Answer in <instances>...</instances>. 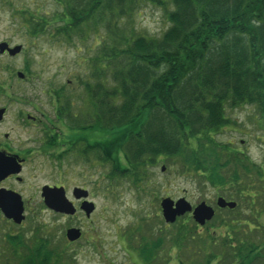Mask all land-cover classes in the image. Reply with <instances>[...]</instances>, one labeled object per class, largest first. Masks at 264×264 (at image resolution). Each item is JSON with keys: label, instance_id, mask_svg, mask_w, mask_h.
Wrapping results in <instances>:
<instances>
[{"label": "trees", "instance_id": "trees-1", "mask_svg": "<svg viewBox=\"0 0 264 264\" xmlns=\"http://www.w3.org/2000/svg\"><path fill=\"white\" fill-rule=\"evenodd\" d=\"M59 1L63 15L23 13L32 35L87 48L85 68L75 77L83 103H75L74 90L54 91L59 125L47 140L64 148L76 141L82 152L90 151L92 162H103L114 185L127 180L145 190L160 157L178 156L184 170L205 177L218 193L240 190L250 200L243 226L241 218L224 220L226 233L215 238L200 233L194 219L181 217L178 227L169 223L165 230L179 248L192 243L195 256L208 257L204 264H264V235L255 244L245 234L264 213V206L256 208L259 192L264 194V164L252 168L231 143L212 137L230 124L227 107L251 104L264 114V0ZM144 4L171 8V25L161 38L137 34L136 16ZM8 238L14 252L23 250L24 234ZM163 238L146 240L138 253L145 264L154 263ZM44 240L17 264H74L76 257H62L68 252L60 244ZM207 250L212 257L205 256Z\"/></svg>", "mask_w": 264, "mask_h": 264}, {"label": "rangeland", "instance_id": "rangeland-1", "mask_svg": "<svg viewBox=\"0 0 264 264\" xmlns=\"http://www.w3.org/2000/svg\"><path fill=\"white\" fill-rule=\"evenodd\" d=\"M59 2V0H0V40L6 39L12 45H23L24 49L21 56L11 60L12 73L15 70H22L27 78H30L29 81H23V110L39 117L41 115L34 108L35 106L47 112L50 117L55 115L51 95L54 98V91L61 87L76 91L73 100L76 103L77 99L78 104L83 103L80 98L83 95L81 85L75 77L85 68L87 48L76 49L72 43L53 38L48 34L32 35L25 27L24 12L38 16L46 15L48 19L55 14L63 15ZM170 9L169 6L144 4L138 11V17L136 16L137 34L147 38H161L171 25L168 14ZM79 50L82 51L78 52ZM226 116L230 124L214 132L212 137L221 144L231 143L228 147L233 151L242 152L241 160H249L252 168L262 167L264 114L259 112L255 105L240 104L234 108L227 107ZM27 129L24 138H28L29 146L37 150L38 141L32 143L30 140H38L41 136L39 127L30 126ZM231 149H229L230 153H232ZM35 157L31 164L35 168L34 176L30 179V170L26 173L28 181H33L34 186L27 187L28 197L35 193L36 188L45 184L65 182L70 189L74 185H85L90 192V200L96 205V211L91 216L90 222L81 212L77 217L69 218L46 208L27 211L23 226L7 224L4 219L0 222V264H17L21 260L19 257H24L30 251L46 244L44 239L52 245L60 244L68 252V256L62 257H71V259L76 257L74 264H145L138 253L145 246L146 240L155 244L158 238L162 237H164L163 241L158 247L159 255L152 256L155 259L153 264H181V262L204 264L208 257H204L203 253L200 254L201 256H195L188 247L192 243L179 248L176 241L171 242L172 239L165 228L167 225L172 227L173 224L165 222L161 211V200L166 197L174 200L185 197L193 206L206 201L215 208L216 215L206 225H196L200 233L205 235L210 232L215 238L226 233L224 220L232 222L241 218L240 226H243L244 219L249 216L250 200L238 189L234 190L235 195L231 194V189L226 193L219 192L227 200L237 202L238 209L230 213L228 210H220L216 204L218 199L216 187L200 174L184 170L181 158L178 156L160 157L162 162L151 168L153 173L149 188L145 190L130 185L127 180L114 185L116 183L108 180L109 169L106 172V167L104 169L102 166H97V163L86 166L87 171L82 174L83 167L73 157L63 158L61 162L57 159L51 161L49 157L39 153L35 154ZM163 166H166L165 171H162ZM262 169L264 170L263 167ZM253 178L258 177L253 175ZM260 193L256 199V208L263 210L264 194ZM253 221L256 225L251 224L250 230L245 234L257 244L262 241L264 235V213L259 217V221L257 219ZM179 223L175 222L174 225L178 227ZM70 227L80 228L83 231L82 238L74 244L66 239V230ZM254 227L259 229L255 230ZM20 234L25 235V248L14 252L8 236ZM199 240L203 243L201 238ZM222 243L223 240L219 238L218 246ZM208 250V255L205 256L212 257L211 251ZM213 250L218 253L217 249ZM214 262L215 260L210 264Z\"/></svg>", "mask_w": 264, "mask_h": 264}, {"label": "flooded vegetation", "instance_id": "flooded-vegetation-1", "mask_svg": "<svg viewBox=\"0 0 264 264\" xmlns=\"http://www.w3.org/2000/svg\"><path fill=\"white\" fill-rule=\"evenodd\" d=\"M17 47H19L20 50L13 53L12 50ZM23 50V45H12L11 42L6 39L0 40V192L5 193V197H10L15 200L19 199L22 204V209H24L25 219V213L27 211H32L37 208H46L69 218H75L78 216V213L81 212L85 215L86 219L89 220L88 222H90L91 216L96 211V205L94 204V212H92L90 216H87L82 205L84 202L93 201L90 200V192L85 185H74L70 189L65 182H55L54 184H45L42 187H38V189L36 188L35 193L32 196L28 197L26 195L27 190L34 187L32 185L33 181H28L29 179H27L26 173L30 170V179L34 176L35 168L34 166L32 167L31 164L35 160V154L37 153L49 157L51 161L57 159L61 162L64 159L73 157L74 159H77L83 167L82 174L87 171L85 167L91 166L93 163H97V166H102L104 169L105 165L103 162L98 163L97 160L92 162V154L90 151L84 149V152H82L83 147L77 145L76 141L70 142L68 146L64 148L58 145L57 140L51 142L50 140H47L49 135L54 136V132L57 131L56 128L59 125V122L57 121L58 116L56 115L55 95L54 98L51 95L53 101L52 106L55 108V117H50L47 112L41 111L38 106H35L34 108L39 111L41 115L40 117L34 116L23 110V81H29L30 78L28 79L26 75L23 77L22 70H15L12 73L11 68V60L21 56ZM61 124H64V126L67 127L64 122ZM30 126L36 128L39 127L38 130L41 132V136L38 140H30L32 143L38 141L39 145L37 150L36 148L29 146L28 138H24V135L27 134V128ZM83 144H85V142ZM69 146L70 149L68 148ZM67 150L69 152L66 155L65 151ZM28 186L29 188H27ZM45 186L64 187L67 199L76 208L74 215L56 212L54 209L47 206L45 203V197L43 196V188ZM83 191L88 193L87 197L77 198V194H82ZM217 195V198L224 197L226 199V197L222 196L220 193ZM227 209L229 210L228 207L220 208V210ZM181 217L193 219L192 212H188ZM4 219H6L5 222L7 224L11 223L19 226H23L25 222L24 219L21 224H17L13 219L7 218L0 205V222L4 221ZM80 230L82 232L81 237L74 242L69 241L70 243L74 244L82 238L83 231L82 229Z\"/></svg>", "mask_w": 264, "mask_h": 264}, {"label": "water", "instance_id": "water-1", "mask_svg": "<svg viewBox=\"0 0 264 264\" xmlns=\"http://www.w3.org/2000/svg\"><path fill=\"white\" fill-rule=\"evenodd\" d=\"M19 49H13L12 52L16 53ZM23 77L25 74L23 73ZM166 166L162 167V171H165ZM88 193L83 191L82 194H77V198L87 197ZM43 196L45 197V203L54 211L74 215L76 208L67 199L64 187H50L45 186L43 188ZM0 205L4 215L13 219L17 224H21L25 219L24 209H22V204L19 199H13L5 197V193L0 192ZM219 208H230L234 209L237 206V202L228 201L224 197H219L216 201ZM82 208L85 210L87 216H90L95 210V205L93 202H84ZM161 210L162 216L166 223H174L177 218L185 215L188 212H192L194 220L200 224L205 225L207 221H211L215 216V209L209 205L206 201H202L196 206L188 201L185 197L174 200L170 197L163 198L161 200ZM82 235V232L78 228H69L66 231V238L68 241L74 242L78 240Z\"/></svg>", "mask_w": 264, "mask_h": 264}]
</instances>
